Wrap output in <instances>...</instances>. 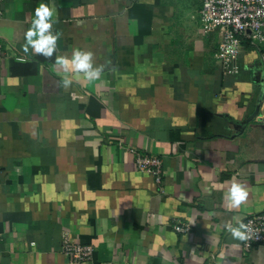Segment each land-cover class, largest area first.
Returning <instances> with one entry per match:
<instances>
[{
  "label": "crops",
  "instance_id": "1",
  "mask_svg": "<svg viewBox=\"0 0 264 264\" xmlns=\"http://www.w3.org/2000/svg\"><path fill=\"white\" fill-rule=\"evenodd\" d=\"M39 3L57 9L56 55L92 51L99 80L72 75L65 90L55 56L23 53ZM201 5L3 0L0 264H71L64 238L93 245L78 264H264L224 227L264 212V46L243 43L223 70ZM133 152L162 160V184L136 172ZM233 180L249 196L229 210Z\"/></svg>",
  "mask_w": 264,
  "mask_h": 264
},
{
  "label": "built area",
  "instance_id": "2",
  "mask_svg": "<svg viewBox=\"0 0 264 264\" xmlns=\"http://www.w3.org/2000/svg\"><path fill=\"white\" fill-rule=\"evenodd\" d=\"M2 3L3 0H0V15ZM199 24L205 35L216 32L220 36L215 56L222 69L229 70L243 43L256 49L264 46V0H202ZM3 55L0 45V61ZM232 70L236 73V66ZM258 119L264 121V96L259 103ZM133 154L136 172L152 177L157 185L162 184V160L155 155L138 152ZM249 221H252L254 231L250 240L242 242V249L249 253L252 246L259 245L264 254V212L243 220L244 223ZM190 229L188 223H177L173 226V230L179 234H188ZM62 253L71 264H78L91 259L94 247L91 244H76L64 238Z\"/></svg>",
  "mask_w": 264,
  "mask_h": 264
},
{
  "label": "clouds",
  "instance_id": "3",
  "mask_svg": "<svg viewBox=\"0 0 264 264\" xmlns=\"http://www.w3.org/2000/svg\"><path fill=\"white\" fill-rule=\"evenodd\" d=\"M57 9L46 3H39L34 10V18L31 26L24 34V44L22 51L25 55L30 52L52 60L55 56L54 64L58 70L64 73L62 86L68 90L73 83L72 75H82L89 82L99 80L105 70V65L94 66V53L81 49H73L71 56L67 54L56 55L58 51V41L62 33L54 32V24L58 20L53 19ZM231 51V49H229ZM115 70V69H113ZM249 192L244 184L233 180L224 195L225 206L229 209H238L248 200ZM225 229L231 234L232 239L245 242L251 239L252 221L244 223L237 220L236 224L226 223ZM238 246V245H237Z\"/></svg>",
  "mask_w": 264,
  "mask_h": 264
}]
</instances>
